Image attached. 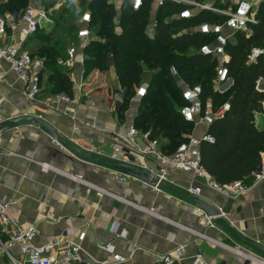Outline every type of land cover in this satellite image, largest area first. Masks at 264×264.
<instances>
[{
  "label": "crops",
  "instance_id": "obj_1",
  "mask_svg": "<svg viewBox=\"0 0 264 264\" xmlns=\"http://www.w3.org/2000/svg\"><path fill=\"white\" fill-rule=\"evenodd\" d=\"M4 1L0 0V4ZM121 1L110 0L116 10ZM88 2L84 0V10H89ZM221 2L204 1L223 8L219 5ZM149 4L152 20L158 4L153 1ZM54 11L50 20L42 21L39 32L47 33L52 27L53 31ZM5 12L9 10L2 7L0 13ZM74 27L73 39L69 40H76ZM36 34L25 42L31 52L36 46L33 44ZM81 50L78 49L72 72L68 73L72 82L75 81L71 101L50 106L46 100L54 94L49 91L45 69L41 76L42 90L36 101L28 102L23 95V82L6 62H0V201L11 202L10 216L20 223H36L40 232L34 240L36 244L63 228H75L77 234L83 232V256L91 262L108 258L98 244L111 241L120 254L128 257L120 264H157L162 255L179 246L187 258L202 252L210 264H243V257L225 247L223 241L251 252L254 251L244 244L254 248L253 242L264 245V180L250 183V188L236 199L202 188L197 195L225 213L223 217L214 218L215 226L210 227L205 225L202 210L187 193L190 184L199 185L198 180L184 174H171L163 190H149L144 181L115 162H107L89 152L90 145L108 149V144L103 146L108 136L91 125L123 134L135 116L138 100L132 99L133 107L126 109L119 119L115 103L111 107L79 90L77 84L83 75ZM76 66H80V75ZM108 71L114 73V69ZM115 83L114 89L118 88ZM28 116L53 126L55 135L68 144L74 156L57 151L50 143V134L37 124L11 127L17 118ZM255 126L264 129L262 113L255 114ZM205 129L203 125L197 126L194 135L202 134ZM41 163L50 168H42ZM115 222L125 230V238L115 237L110 232ZM256 254L264 256L263 252Z\"/></svg>",
  "mask_w": 264,
  "mask_h": 264
},
{
  "label": "trees",
  "instance_id": "obj_2",
  "mask_svg": "<svg viewBox=\"0 0 264 264\" xmlns=\"http://www.w3.org/2000/svg\"><path fill=\"white\" fill-rule=\"evenodd\" d=\"M41 1L47 6L53 5L52 1ZM195 1L204 3V0ZM29 2L5 0L0 8L16 12ZM225 4L219 5L225 7ZM82 5L84 0L71 1L61 8L56 20L68 8ZM87 5L92 32L81 50L83 74L108 70L107 55H113L118 88L108 90L112 98L120 92L117 117L123 116L132 99L138 100L133 125L148 131L150 137L159 140L161 149L170 153L193 131V125L184 121L178 112L183 85H200L202 99H210L213 107L224 102L229 105L224 115L208 127L212 141L200 145L202 166L219 184L239 180L250 184L251 173L264 155V129L255 126V114L262 113L264 99V91L255 90L257 78H264V54L251 62L247 54L252 47H264V0L257 5L256 22L250 24L249 33L234 32V40L226 45L229 59L225 65L232 83L223 93L218 92L214 83L217 60L197 52L201 44L210 40L197 26L202 22L221 23L225 16L183 3L164 2L158 5L152 23L149 0L138 10H132L130 0H122L118 10L110 0H89ZM186 7L191 9L192 17L180 18L178 13ZM52 35L53 31H49L39 36L40 45L32 52L44 58L45 70L49 62L57 65L47 75L49 91L71 98L73 84L68 72L56 63L64 49L60 44L63 40L55 39L49 44ZM170 67H174L176 76L171 75ZM141 83H145L146 93L135 98V88Z\"/></svg>",
  "mask_w": 264,
  "mask_h": 264
},
{
  "label": "built area",
  "instance_id": "obj_3",
  "mask_svg": "<svg viewBox=\"0 0 264 264\" xmlns=\"http://www.w3.org/2000/svg\"><path fill=\"white\" fill-rule=\"evenodd\" d=\"M145 0H130L132 10H138ZM162 4L164 2L183 3L193 6L197 10H207L225 16L221 23L202 22L197 30L204 36H210V40L203 43L197 49L202 55L215 58L217 67L214 83L218 92H225L231 85L228 77V69L225 65L229 59L226 45L231 40L234 32L248 34L250 24L255 23L254 12L257 5L263 0H222L226 2L223 8L212 4L200 3L195 0H149ZM61 5V2L46 6L41 0H32L24 9L16 12L0 13V62L4 61L9 69L23 82V95L28 102H34L42 90L41 76L44 70V58L26 49V39L35 35L42 27L43 20H50V15ZM192 11L186 7L178 13L180 18L189 19ZM91 15L89 10L81 12L74 22V35L76 40H69L64 54L56 58V63L64 68L71 67L79 48L86 45L92 28L90 26ZM154 23V17L151 20ZM264 54V47H252L247 54L248 62L256 56ZM109 69H114V58L111 53L107 55ZM172 76H176L174 67H170ZM73 82H75L73 80ZM264 78L259 77L255 82V90L264 91ZM80 90V85H78ZM146 93L145 83L135 88V98H140ZM200 85L184 84L181 90L182 105L178 112L184 121L193 125V131L185 140L180 142L174 151L167 153L161 149L157 138L150 137L148 131H141L131 122L123 134L109 132L100 128L99 125L91 127L100 129L106 134L108 144L107 151L93 145L87 150L97 157L105 158L107 162H126L143 168L149 172L144 182L146 188L153 191L163 190L162 184L169 180L171 174H184L192 180H198L199 185L190 184L187 193L199 194L202 188H208L222 196L236 199L257 181L264 180V155L255 165L251 173V184L242 181H233L229 184L217 183L204 169L201 162L200 145L202 142H211L212 136L208 133V127L216 118H221L228 109V103L224 102L218 107H213L210 99L203 100ZM117 101L120 92H116ZM71 98L64 93H56L46 100L48 106L58 103H69ZM88 100L87 102H90ZM262 114L264 115V99L261 102ZM2 117L0 116V123ZM205 126V131L196 136L194 129L197 126ZM1 132V128H0ZM50 143L57 151H63L71 156L74 152L68 144L58 139L55 134L49 135ZM42 168H50L48 164L41 163ZM11 202L0 201V264H120L128 260L117 250L113 242L107 241L98 244V248L108 255L107 259L88 261L83 256L81 241L84 233L77 234L75 228H63L50 235L42 243L36 244L34 240L39 235V229L34 222L20 223L12 218L8 212ZM205 225L214 227V218L223 217L225 213L220 210L215 217L206 216ZM110 232L119 238H125L126 232L121 229L117 222L113 223ZM77 234V236H76ZM75 236V238H74ZM210 240V238H208ZM221 243V242H220ZM223 244V243H222ZM228 249L243 257V264H264V256L251 251L235 248L223 244ZM163 264H210L202 252H197L187 258L182 247H176L159 258Z\"/></svg>",
  "mask_w": 264,
  "mask_h": 264
},
{
  "label": "rangeland",
  "instance_id": "obj_4",
  "mask_svg": "<svg viewBox=\"0 0 264 264\" xmlns=\"http://www.w3.org/2000/svg\"><path fill=\"white\" fill-rule=\"evenodd\" d=\"M46 2L50 3L51 1L54 3L57 2H61V5L59 7V9H57L56 11H54L53 13V18L54 21H51V23L54 25V29H53V35L51 37V40L49 42V44L52 43L53 40L58 39V40H63V42H61L60 44L63 46V48H65L66 46V41L69 39H73V28L71 26H74V22L75 20L80 16L81 12L84 10V7L82 6H78L75 8L74 7H70L68 8V10L66 12L62 13V18L60 20H56V17L58 14L61 13V8L63 6L68 5L71 1L72 2H76L78 0H45ZM204 1H210V0H204ZM75 4V3H74ZM52 25V26H53ZM53 28V27H52ZM52 28L50 29L52 31ZM47 33L46 31H40L39 33H37L35 39L33 40V44L38 46L40 45V41L38 40L39 36H45ZM63 51L61 52V54H63ZM57 66L55 63L49 62L48 65L46 66V75L49 73L50 68H52L53 66ZM64 68V67H63ZM68 73L72 72V66L71 67H66L64 68ZM75 70L78 71L79 75L81 74V70H80V66H76ZM113 72H110L108 70L104 71V72H100V73H96L95 71H91L90 73H88L87 75H82L81 80H79V84L80 85V89L83 93H90L92 94V96L96 99V101H100L102 103H106L108 105H110L111 107L113 106L114 100L116 98V96H113L114 98L110 97V92L108 90V88H112V86H116V77L115 74L113 75ZM70 78V76H69ZM71 80V78H70ZM72 82V80H71ZM73 87H75L74 82H72ZM49 88V87H48ZM112 98V99H111ZM116 100V99H115ZM130 107H133V103L130 102L129 106L127 109H130ZM123 117V116H122ZM120 119V118H119ZM264 228V226H263ZM225 244L233 246L232 244H229L230 242L228 240L223 241ZM237 242H240V240H238ZM245 247H250L248 249H251L252 251L256 252V253H262L259 252L256 248L251 247V246H247L246 244H244Z\"/></svg>",
  "mask_w": 264,
  "mask_h": 264
},
{
  "label": "water",
  "instance_id": "obj_5",
  "mask_svg": "<svg viewBox=\"0 0 264 264\" xmlns=\"http://www.w3.org/2000/svg\"><path fill=\"white\" fill-rule=\"evenodd\" d=\"M19 124H37L44 128L46 132L50 135L55 134V129L53 126H51L48 122L45 120H42L40 118H35L33 116L28 117H19L17 118L11 127L18 126ZM120 167L124 168L130 175L142 180L146 181L147 177L149 175V172L143 168H139L137 166H134L132 164L126 163V162H119L117 163ZM165 184L163 183L162 186ZM189 199L198 206L202 210V212L209 217H215L219 214L220 210L217 209L212 202H210L208 199L201 197L197 194H191ZM253 246H255L258 250L264 253V245L259 244L258 242H253Z\"/></svg>",
  "mask_w": 264,
  "mask_h": 264
}]
</instances>
